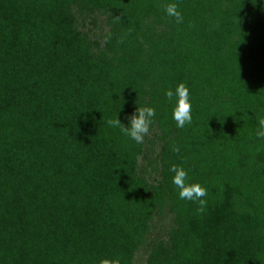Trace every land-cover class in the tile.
<instances>
[{
	"label": "trees",
	"instance_id": "1",
	"mask_svg": "<svg viewBox=\"0 0 264 264\" xmlns=\"http://www.w3.org/2000/svg\"><path fill=\"white\" fill-rule=\"evenodd\" d=\"M262 119L264 0H0V264H264Z\"/></svg>",
	"mask_w": 264,
	"mask_h": 264
},
{
	"label": "clouds",
	"instance_id": "2",
	"mask_svg": "<svg viewBox=\"0 0 264 264\" xmlns=\"http://www.w3.org/2000/svg\"><path fill=\"white\" fill-rule=\"evenodd\" d=\"M165 12L168 16L173 17L177 23L182 22L183 17L175 4L167 5ZM166 98L174 103L172 110V119L176 122L177 128H184L186 124H191V100L189 88L183 82L175 85L174 89L170 88L165 91ZM156 116V109L152 106L137 108L133 114L127 117V127H125L118 119L109 121V124L119 127L121 131L137 144L142 143L144 137L148 134L150 125ZM256 136L264 139V119L260 120L259 127L256 130ZM169 171L173 173L172 183L179 189V198L181 200L197 201L202 205L204 201L201 199L206 196V189L199 183H189L187 171L179 166L172 165ZM101 264H118L117 261H109L104 259Z\"/></svg>",
	"mask_w": 264,
	"mask_h": 264
}]
</instances>
